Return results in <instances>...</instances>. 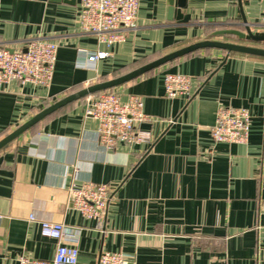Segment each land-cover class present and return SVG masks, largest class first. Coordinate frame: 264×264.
<instances>
[{"label": "crops", "instance_id": "0c3cea01", "mask_svg": "<svg viewBox=\"0 0 264 264\" xmlns=\"http://www.w3.org/2000/svg\"><path fill=\"white\" fill-rule=\"evenodd\" d=\"M184 5L178 19L176 0L168 20L169 0H140L135 27L109 48L83 32L81 0H0L4 45L20 50L35 39L58 45L50 86L14 81L0 88V141L65 97L196 43L253 45L215 35L243 18L254 32L264 31V0ZM99 51L109 56L89 62ZM167 74L191 77L190 93L167 98ZM112 91L123 103L142 100L148 121L140 130L151 142L105 149L82 99L0 150V264L54 258L58 245L42 236V221L78 233L71 242L78 264H99L104 252L122 253L129 264H264V58L201 50ZM223 106L249 111L247 144L211 137ZM86 183L112 191L101 223L71 204L69 188Z\"/></svg>", "mask_w": 264, "mask_h": 264}, {"label": "built area", "instance_id": "2783aa9c", "mask_svg": "<svg viewBox=\"0 0 264 264\" xmlns=\"http://www.w3.org/2000/svg\"><path fill=\"white\" fill-rule=\"evenodd\" d=\"M140 0H81L82 30L98 37L101 44L111 47L122 42L126 33L135 27ZM58 45L54 42L35 39L25 49L11 50L0 41V88L11 82L35 87L50 86L57 63ZM108 52L99 51L89 56L88 61L97 63L106 59ZM192 79L182 74L165 76V95L174 99L188 95ZM87 117L95 120L99 143L107 150H114L119 144L137 145L151 142L149 133L140 130L148 121L144 104L138 97H131L123 103L117 93L107 90L84 98ZM251 116L247 109L219 107L211 137L220 144L245 145L250 137ZM73 208L85 218L101 223L112 199L107 185L86 183L69 188ZM259 218L264 225V202L259 207ZM35 221V217H30ZM41 234L45 239L57 243L52 260H37L27 256L20 258V264H78L79 250L71 244L78 233L64 224L42 221ZM99 264H129L122 253L104 252Z\"/></svg>", "mask_w": 264, "mask_h": 264}, {"label": "water", "instance_id": "95a60500", "mask_svg": "<svg viewBox=\"0 0 264 264\" xmlns=\"http://www.w3.org/2000/svg\"><path fill=\"white\" fill-rule=\"evenodd\" d=\"M176 0H169V14L168 20H173L174 14V6ZM179 4L178 10V19L183 18V14L181 13V9L185 8V0H177ZM242 27L238 29V27ZM235 29H229L224 31H219L215 33L216 36H235L240 41L251 43L253 45H242V44H234L228 42H220V41H213V40H206L184 49L178 50L176 52L170 53L156 61H153L139 69L132 71L122 77L102 82L96 85H92L82 89L81 91L74 93L65 97L64 99L54 103L53 105L43 109L37 115H35L32 119L26 122L24 125L20 126L14 132L6 136L3 140L0 141V150L6 147L8 144L12 143L14 140L19 138L24 133L28 132L32 128H34L37 124H39L44 119L48 118L49 116L53 115L54 113L58 112L59 110L69 106L70 104L82 100L87 96L97 94L100 92H104L107 90H112L114 88L123 86L127 83H130L141 76L153 72L175 60L180 58L186 57L190 54L196 53L201 50H221L230 54H241L251 57H259L264 58V48L258 47V45H264V31L261 32H254L251 25H249L245 18H243V23L241 25H233Z\"/></svg>", "mask_w": 264, "mask_h": 264}]
</instances>
